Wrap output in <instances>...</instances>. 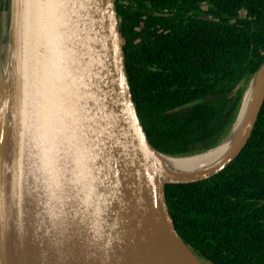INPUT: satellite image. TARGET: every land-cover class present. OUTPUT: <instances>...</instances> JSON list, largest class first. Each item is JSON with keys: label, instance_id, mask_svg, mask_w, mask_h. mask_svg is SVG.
Returning a JSON list of instances; mask_svg holds the SVG:
<instances>
[{"label": "water", "instance_id": "1", "mask_svg": "<svg viewBox=\"0 0 264 264\" xmlns=\"http://www.w3.org/2000/svg\"><path fill=\"white\" fill-rule=\"evenodd\" d=\"M122 46L114 0H0V264H203L164 185L208 180L240 154L264 61L222 139L172 156L141 126Z\"/></svg>", "mask_w": 264, "mask_h": 264}, {"label": "trees", "instance_id": "2", "mask_svg": "<svg viewBox=\"0 0 264 264\" xmlns=\"http://www.w3.org/2000/svg\"><path fill=\"white\" fill-rule=\"evenodd\" d=\"M132 100L150 145L188 156L227 132L264 61V0H114ZM245 13V15H244ZM175 231L209 264H264V103L217 175L166 184Z\"/></svg>", "mask_w": 264, "mask_h": 264}, {"label": "bare ground", "instance_id": "3", "mask_svg": "<svg viewBox=\"0 0 264 264\" xmlns=\"http://www.w3.org/2000/svg\"><path fill=\"white\" fill-rule=\"evenodd\" d=\"M230 135L220 144V146H218L215 150H213L206 158L215 159L218 155L222 154V152L226 151L229 148L232 137H233V135L232 136ZM161 160H163L164 164L168 167H172L173 164L176 165L178 163L183 162L181 160H172V159H167V158L166 159L161 158Z\"/></svg>", "mask_w": 264, "mask_h": 264}, {"label": "rangeland", "instance_id": "4", "mask_svg": "<svg viewBox=\"0 0 264 264\" xmlns=\"http://www.w3.org/2000/svg\"><path fill=\"white\" fill-rule=\"evenodd\" d=\"M246 84H247V82H246ZM246 84H245V86H246ZM203 262V261H202ZM203 264H209L208 262H203Z\"/></svg>", "mask_w": 264, "mask_h": 264}, {"label": "built area", "instance_id": "5", "mask_svg": "<svg viewBox=\"0 0 264 264\" xmlns=\"http://www.w3.org/2000/svg\"><path fill=\"white\" fill-rule=\"evenodd\" d=\"M244 15H245V13H244Z\"/></svg>", "mask_w": 264, "mask_h": 264}]
</instances>
